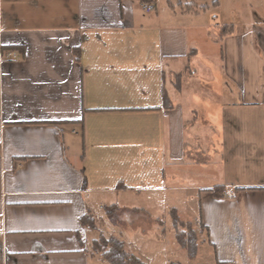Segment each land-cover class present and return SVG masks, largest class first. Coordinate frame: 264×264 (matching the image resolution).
Masks as SVG:
<instances>
[{
  "label": "crops",
  "instance_id": "crops-1",
  "mask_svg": "<svg viewBox=\"0 0 264 264\" xmlns=\"http://www.w3.org/2000/svg\"><path fill=\"white\" fill-rule=\"evenodd\" d=\"M210 2L222 24L205 20L208 2L191 13L169 0H0V264H107L89 248L95 211L111 205L129 214L106 229L127 249L128 226L181 259L167 264H264V1ZM194 78L204 118L179 99ZM197 125L206 146L186 139ZM184 177L193 221L166 200ZM147 206L200 224L194 259Z\"/></svg>",
  "mask_w": 264,
  "mask_h": 264
},
{
  "label": "rangeland",
  "instance_id": "rangeland-1",
  "mask_svg": "<svg viewBox=\"0 0 264 264\" xmlns=\"http://www.w3.org/2000/svg\"><path fill=\"white\" fill-rule=\"evenodd\" d=\"M171 4L174 6V8H179L181 12H200L204 10L207 6L208 2V12L205 14V20L208 22H213L217 24H222V22H225L224 16L225 12L222 10H216L212 6V2L210 0H169ZM264 1V0H262ZM226 3V0L225 2ZM165 2H162L159 5L160 11L164 9ZM152 15H155V12H152ZM213 16H217L216 19H213ZM232 19H236V17H232ZM206 52V51H205ZM209 52V51H207ZM202 60L206 63L214 64L213 62L217 63L218 58L211 57V56H202ZM194 83L192 85H186L184 86L183 95L180 96V100L183 104V107L185 108V116L188 117V108H186L187 103L190 101L193 103L194 109L198 112V114L204 118L206 116L205 113H207L208 109L205 106V103L208 99L206 94L202 93H196L191 92L192 88L191 86H194L198 91L205 92L206 89V82L201 80L200 78H194L192 80ZM189 86V87H188ZM198 135L201 138V144L202 146H206V139L207 137V131L204 127L197 125L194 129H188L185 133L187 141L193 145V140L191 139V135ZM188 154V153H187ZM183 182H178L176 184V188L182 190L176 191V193L171 192L169 195H167L166 200L172 204L171 206H175L179 212V216L183 221H193L194 218L198 214V206H197V199L195 197L194 191L189 190L191 185L196 184L195 179H190L189 177L182 178ZM185 188V189H184ZM188 188V189H186ZM179 192V194H178ZM169 204L168 202L166 203ZM138 206V205H137ZM147 210H149L151 216L153 219L158 218L159 223L163 225V227L166 229V233L169 235L174 230L171 225V219L168 213V208L164 211L162 208H154L153 206H147ZM96 216H101L102 218H99L97 221V232L94 233L99 236V233H105L106 237L110 236V233L106 231L108 228L110 221L107 219L105 214L102 211H95ZM127 213H124L123 211H120L118 220L119 222L126 223L129 222ZM109 221V222H108ZM126 221V222H125ZM122 231V238L127 241L134 244V248L130 247L127 250L130 252H133L137 256H140L141 259L145 262H148L149 264H167L168 262H175L176 260H181L179 256H167V254L164 256L162 252H160L157 248L158 246L156 243V237L154 238V235L152 233V230L144 229L145 233L142 234L141 229H132L131 227H125L123 229H120ZM169 231V233H168ZM94 235V236H95ZM167 235V236H168ZM175 241L174 237L172 238V241ZM202 246V243L200 244ZM203 246L201 247V249ZM91 248H89L90 252ZM165 262V263H164Z\"/></svg>",
  "mask_w": 264,
  "mask_h": 264
},
{
  "label": "trees",
  "instance_id": "trees-1",
  "mask_svg": "<svg viewBox=\"0 0 264 264\" xmlns=\"http://www.w3.org/2000/svg\"><path fill=\"white\" fill-rule=\"evenodd\" d=\"M143 2H149L152 0H142ZM232 26H222L220 27V32L222 36L231 35L233 33ZM75 60H79V52L75 51ZM167 105V101H164ZM80 124L83 126L82 119ZM220 190V191H218ZM214 195L222 196L223 190L221 188H214L212 190ZM120 209L117 206L111 205L109 207H104L105 216L112 224H117L119 222L118 217ZM169 216L171 219V225L175 232V240L178 245L184 249L187 253L188 259L192 260L196 257L198 253V243L199 236L201 232V226L199 223H184L180 220L177 211L174 208L169 210ZM81 223L85 227L93 230L95 228V220L90 212H87L81 218ZM91 255H97L101 260L107 264H145L136 255L129 252L123 241L117 239L114 236L105 237L99 234L97 238L91 242Z\"/></svg>",
  "mask_w": 264,
  "mask_h": 264
},
{
  "label": "built area",
  "instance_id": "built-area-1",
  "mask_svg": "<svg viewBox=\"0 0 264 264\" xmlns=\"http://www.w3.org/2000/svg\"><path fill=\"white\" fill-rule=\"evenodd\" d=\"M143 8H144V10H145V12H151V11H153V9H154V6L151 4V3H145L144 4V6H143ZM6 58L7 59H15V56H14V54H12V53H8V54H6ZM223 194H227L226 192H223Z\"/></svg>",
  "mask_w": 264,
  "mask_h": 264
}]
</instances>
